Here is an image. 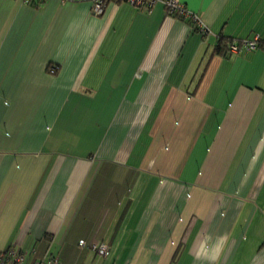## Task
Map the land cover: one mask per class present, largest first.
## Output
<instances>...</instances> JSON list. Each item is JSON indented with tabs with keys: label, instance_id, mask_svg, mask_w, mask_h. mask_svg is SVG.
Returning a JSON list of instances; mask_svg holds the SVG:
<instances>
[{
	"label": "crops",
	"instance_id": "1",
	"mask_svg": "<svg viewBox=\"0 0 264 264\" xmlns=\"http://www.w3.org/2000/svg\"><path fill=\"white\" fill-rule=\"evenodd\" d=\"M177 1L0 0V253L264 264V0Z\"/></svg>",
	"mask_w": 264,
	"mask_h": 264
},
{
	"label": "built area",
	"instance_id": "2",
	"mask_svg": "<svg viewBox=\"0 0 264 264\" xmlns=\"http://www.w3.org/2000/svg\"><path fill=\"white\" fill-rule=\"evenodd\" d=\"M89 1L93 5V12L96 15H102L104 13V0H82ZM158 0H128L130 4L139 8H151ZM167 6L171 12L178 11L185 18L191 19L197 27L204 33L210 32L209 28L202 23L199 16L191 11H188L184 4H181L177 0H168ZM258 39L244 41L241 46L234 44L231 47L232 53H239L242 49L246 51L257 50ZM81 246H85L84 241L80 242ZM91 250L96 253L99 257H107L109 254V246L106 243H101L99 245L92 244ZM10 256V257H9ZM23 260V257H18L15 250L11 249L8 252L0 253V264H19ZM49 264H61L57 258H51Z\"/></svg>",
	"mask_w": 264,
	"mask_h": 264
},
{
	"label": "trees",
	"instance_id": "3",
	"mask_svg": "<svg viewBox=\"0 0 264 264\" xmlns=\"http://www.w3.org/2000/svg\"><path fill=\"white\" fill-rule=\"evenodd\" d=\"M121 1H123V0H104V12H105V10H106V8H107V6L111 3V2H121ZM126 1H128V0H126ZM167 1L168 0H158L157 2H162L163 4H164V6H165V9H166V13H167V16L168 17H171V18H174V19H179V20H181V21H184V22H186V23H188V24H190L191 26H192V28L196 31V32H199V33H201L203 36H206V35H208L210 32H207V33H204V32H202L201 30H200V28L199 27H197V25L191 20V19H188V18H185L184 16H182L178 11H175V12H171V10L168 8V6H167ZM156 2V3H157ZM92 4V3H91ZM93 6V5H92ZM136 7V6H135ZM187 9V8H186ZM104 14V13H103ZM199 16V15H198ZM200 18V17H199ZM210 31V30H209ZM250 41H252V40H250ZM244 41H230L229 39H226V38H224V37H220L219 38V41H218V44H217V46H216V48H215V52L217 53V54H219V55H223V56H227V55H229L230 53H232L231 52V47L234 45V44H237L238 46H241L242 45V43H243ZM257 49H259V48H263L264 49V41H261V40H259L258 39V42H257ZM242 50H244V49H242ZM241 50V51H242ZM240 51V52H241ZM239 52V53H240ZM232 54H237V53H232ZM57 72V69L56 68H53V73L55 74ZM92 244H90L89 245V248L91 249V246ZM84 247H87V245H85ZM12 249V248H11ZM11 249H9V250H11ZM9 250H7L6 252H8ZM16 252V254L18 255V257H23L22 256V253H20L19 251H15ZM10 257V256H9ZM61 263V262H60Z\"/></svg>",
	"mask_w": 264,
	"mask_h": 264
}]
</instances>
